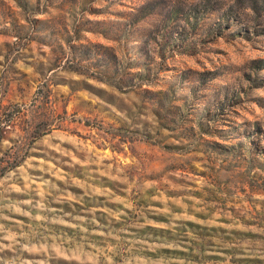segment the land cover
<instances>
[{"label": "rangeland", "instance_id": "374dc122", "mask_svg": "<svg viewBox=\"0 0 264 264\" xmlns=\"http://www.w3.org/2000/svg\"><path fill=\"white\" fill-rule=\"evenodd\" d=\"M0 264H264V0H0Z\"/></svg>", "mask_w": 264, "mask_h": 264}]
</instances>
